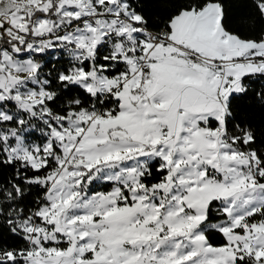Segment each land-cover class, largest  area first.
<instances>
[{"label": "snow or ice", "instance_id": "6c2138e0", "mask_svg": "<svg viewBox=\"0 0 264 264\" xmlns=\"http://www.w3.org/2000/svg\"><path fill=\"white\" fill-rule=\"evenodd\" d=\"M249 3L0 0V264H264Z\"/></svg>", "mask_w": 264, "mask_h": 264}, {"label": "trees", "instance_id": "16d2710c", "mask_svg": "<svg viewBox=\"0 0 264 264\" xmlns=\"http://www.w3.org/2000/svg\"><path fill=\"white\" fill-rule=\"evenodd\" d=\"M227 8L233 27L241 31H248L250 28L248 17L253 12L249 0H227ZM149 10L163 11V8ZM262 85H264V81H253L252 90L243 99L235 102L237 118L252 126V129L257 133L258 140H264V104L259 102L254 92L259 91Z\"/></svg>", "mask_w": 264, "mask_h": 264}]
</instances>
